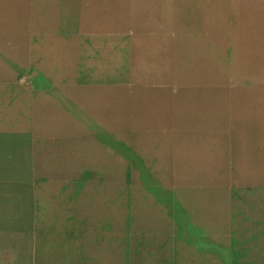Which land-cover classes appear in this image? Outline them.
I'll list each match as a JSON object with an SVG mask.
<instances>
[{"label": "rangeland", "instance_id": "1", "mask_svg": "<svg viewBox=\"0 0 264 264\" xmlns=\"http://www.w3.org/2000/svg\"><path fill=\"white\" fill-rule=\"evenodd\" d=\"M183 1L0 0V102L39 103L0 126V264H191L195 232L220 249L199 264H264V0ZM69 54L123 71L64 81Z\"/></svg>", "mask_w": 264, "mask_h": 264}, {"label": "crops", "instance_id": "2", "mask_svg": "<svg viewBox=\"0 0 264 264\" xmlns=\"http://www.w3.org/2000/svg\"><path fill=\"white\" fill-rule=\"evenodd\" d=\"M252 19H254V18H252ZM51 26H54V25H51ZM114 42L115 43L117 42L116 39H114L113 43ZM97 58H99V57L97 56ZM66 87H69V86H66ZM73 87H76V86H73ZM74 90H77V88H73V92L72 93L74 95H76V97H79V95H78L79 93L76 94L77 91H74ZM5 97L3 98V96H2V98L5 100V103H3L2 101L0 102V126H2V127H14V128H17V126L20 125V124H22V123H23V125L26 124L25 121H27L28 118H33L34 117L33 116V115H35L34 109H35V107H37L39 105L38 102H36L34 100L31 101L30 99H27L24 96H23L24 98L22 96L19 97L18 95L17 96H14V95H12V96H5ZM12 97L14 99H12ZM17 98H19V99H17ZM6 99L7 100L9 99L10 101L9 100L6 101ZM140 99H142V98L139 97L137 94L133 95V97H130V101H133V102H135L136 100H140ZM132 110H133V112H132ZM132 110H131V112L133 114L138 113V110H136V109H132ZM39 111H41L42 114L48 116L49 120L52 123L55 122L54 120L51 119V117H53V116L50 115L49 108H46L44 106V104L42 105L40 103ZM38 120H41V119L38 118ZM30 193H31V191H30ZM134 204L136 205L135 207L138 208V207H142L144 204H146V202L143 199L142 200L141 199H135L134 200ZM148 204H151V202H148ZM146 209H147L148 214L149 213L150 214H159V212L157 210L158 209L157 207L156 208L149 207V208H146ZM152 230H155V229L154 228H146L145 229L146 232H151ZM200 233L201 232H199V233H196L195 232V233H193V235L188 234V236H190L191 239H188V241H186L187 242V245L182 244V247H181V249L179 251V255L182 254V255H180L181 257H184V256L188 257L189 258V262L191 264H193V263H195L197 261L198 256H204V255H201V254H205L206 253L205 255L206 256L208 255L210 257L209 253L212 250L211 248L214 247L213 244H212L215 241L214 237L213 236H210V235H208L206 233H201V234ZM196 237H197V239H196ZM190 240H191V242H190ZM221 241L222 240H220V242ZM191 245H193V247H190ZM145 246H147L146 248H148V246H151V245H141V246H138L136 249L132 250V253H133L131 255L132 261L133 262L135 261L136 264H146L145 261L143 260L144 254H142L141 253V250H140L142 247L144 248ZM194 249H195V251H194ZM219 251H220V249H219ZM156 254L158 256V261H161L160 264H162V261L163 262L170 261L171 263L172 262L173 263L175 262V260H173L171 258V256H170L167 248L166 247L163 248V245H161L159 247V249H158V251H157ZM126 259H130V255L128 257L126 256ZM181 260H182V258H179V259L177 258L176 259V262L177 261H181ZM198 261H197V263H198Z\"/></svg>", "mask_w": 264, "mask_h": 264}, {"label": "bare ground", "instance_id": "3", "mask_svg": "<svg viewBox=\"0 0 264 264\" xmlns=\"http://www.w3.org/2000/svg\"><path fill=\"white\" fill-rule=\"evenodd\" d=\"M183 1V0H182ZM185 1V0H184ZM184 1H183V3H184ZM187 1V0H186ZM40 2V1H39ZM82 2V1H81ZM37 3V2H36ZM58 3V2H57ZM80 3V2H79ZM189 3V2H188ZM187 3V4H188ZM58 6H59V4H58ZM51 7H52V5H51ZM88 8V7H87ZM93 8V7H92ZM51 9V8H50ZM65 9H67V8H65ZM68 9H70V8H68ZM74 9V8H73ZM79 9V8H78ZM90 9H91V7H90ZM49 10V9H48ZM260 11H262V10H260ZM262 13V12H261ZM260 13V14H261ZM56 14V13H55ZM71 14V13H70ZM51 17V16H50ZM61 17V16H60ZM260 18V17H259ZM260 20V19H259ZM264 20V19H263ZM262 20V21H263ZM264 23V22H263ZM53 24V23H52ZM159 24V23H158ZM66 25V24H65ZM260 25V24H259ZM57 26V25H56ZM81 26V25H80ZM85 26V25H84ZM229 26V25H228ZM260 27H261V25H260ZM56 31V30H55ZM259 31V30H258ZM261 31V30H260ZM52 32V31H51ZM262 32H263V30H262ZM53 33V32H52ZM260 35H263V34H260ZM201 38V37H200ZM258 39H260V38H258ZM263 39V38H262ZM256 41V40H255ZM254 43V42H253ZM178 44V43H177ZM244 44V43H243ZM242 44V45H243ZM245 44H247V43H245ZM241 45V44H240ZM243 47H245L244 45H243ZM242 47V48H243ZM241 49V48H240ZM181 50V49H180ZM189 50V49H188ZM188 54V53H187ZM99 58H97V60H91V61H87L86 59H84V60H77L78 58H76L73 54H69V56H67L66 58H61L62 59V62H61V65H62V70L60 71V72H58V76L61 78V80H64V81H66V80H74L75 78H77V77H79V78H85V79H88L90 82L92 81V82H95V81H97V79L98 80H100V78H101V76H98L97 77V71L99 72H101V71H108L109 72V74H110V76L112 77V78H116L117 76H119V74H121V72L123 71L122 70V68L121 67H118L117 65H115V57H113L111 60H104L103 58H102V56H98ZM262 59V58H261ZM198 61V60H197ZM261 61V60H260ZM187 62V61H186ZM262 62V61H261ZM263 63V62H262ZM264 64V63H263ZM183 65V64H182ZM248 65V64H247ZM120 66V65H119ZM197 67V66H196ZM260 68V67H259ZM92 70V71H91ZM239 71V70H238ZM208 72V71H207ZM92 74H95L94 75V77L93 78H91V76H92ZM103 75V74H102ZM89 77V78H91V79H89V78H86V77ZM202 77V76H201ZM225 83V82H224ZM83 86H85V85H83ZM11 91V90H10ZM155 93V92H154ZM149 94V93H148ZM17 96V95H16ZM23 97V96H22ZM133 97V96H132ZM151 97V96H150ZM4 98V97H3ZM6 98V97H5ZM10 98V97H9ZM24 98V97H23ZM12 99H14L13 97H12ZM11 99V100H12ZM9 100V99H8ZM7 99H6V101H8ZM132 100V99H131ZM10 101V100H9ZM32 101V100H31ZM15 102V101H14ZM34 102V101H33ZM18 103V102H17ZM24 104V103H23ZM25 105V104H24ZM4 106V105H3ZM21 112V111H20ZM132 112H133V110H132ZM26 122V121H25ZM13 124V123H12ZM15 125V124H14ZM9 182V181H8ZM230 183V182H229ZM240 187V186H239ZM15 187L14 186H0V191H4V192H8V191H10L11 189H14ZM243 188V187H242ZM233 190V189H232ZM93 191V190H92ZM193 191V190H192ZM192 193V192H191ZM24 194H29V196L31 195V193H30V190H29V188H26V189H24ZM147 194V193H146ZM241 194H243V193H241ZM245 195V194H244ZM246 197V196H245ZM249 197V196H248ZM173 198V197H172ZM175 200V199H174ZM235 200V199H234ZM137 201V200H136ZM172 203V202H171ZM242 203V202H241ZM243 204V203H242ZM134 205V204H133ZM136 206V205H135ZM173 206H175V205H173ZM237 206H238V204H237ZM135 208V207H134ZM238 208V207H237ZM175 209V208H174ZM178 209V208H177ZM14 211H17V213H24V216L23 217H25L24 218V220L21 222V223H19V224H16V225H19V226H22V225H24V224H26V222L28 223V213H29V215H30V212H31V207L30 206H28L27 208H25V207H22V206H20L19 207V209L18 208H15V210ZM185 211V210H184ZM184 213V212H183ZM182 213V214H183ZM251 213V212H250ZM256 213V212H255ZM141 214V213H140ZM159 214H160V212H159ZM238 214V213H237ZM259 214V213H258ZM176 215V214H175ZM181 215V214H180ZM202 215V214H201ZM238 215H240V214H238ZM192 216V215H191ZM258 216V215H257ZM27 217V218H26ZM177 217V216H176ZM183 217V216H182ZM181 217V218H182ZM180 218V217H179ZM240 219V218H239ZM239 219H237V220H239ZM153 220V219H152ZM185 221V220H184ZM240 221V220H239ZM192 229V228H191ZM190 229V230H191ZM193 229H196V227L195 228H193ZM200 229V228H199ZM207 229H209V228H207ZM206 229V230H207ZM188 230V229H187ZM200 230H202V229H200ZM228 230V229H227ZM237 230H239V229H237ZM210 231V230H209ZM207 232V231H206ZM190 234V233H189ZM201 234V233H200ZM237 236H238V234L237 233H235ZM10 236H12V235H10ZM14 239L16 238V239H21V236L19 237L18 235H14V236H12ZM190 237V236H189ZM188 237V238H189ZM224 237V236H223ZM239 237H240V234H239ZM4 237H2V236H0V241L3 239ZM56 238H58V242H59V245H60V248H61V250H63L64 249V245H65V243L66 242H68V240H69V238H70V235H64V236H58V237H56ZM193 238V237H192ZM199 238V237H198ZM178 239H180V238H178ZM194 239V238H193ZM196 239H197V237H196ZM218 239V238H217ZM228 239V238H227ZM174 240V239H173ZM195 240V239H194ZM212 240V239H211ZM225 240V239H224ZM53 241V240H52ZM56 241V240H55ZM74 241V245H73V247H72V249H69L68 251H67V253L64 255L65 257H66V255L68 254V257L72 254L73 255V257L77 260V261H79V260H82L83 258H84V256H83V254L85 255L86 254V251H85V246L83 245V244H79V242H78V240L77 239H74L73 240ZM203 241V240H202ZM213 241V240H212ZM228 241V240H227ZM190 242H191V240H190ZM193 242V241H192ZM184 243V242H183ZM223 243V242H222ZM47 244V243H46ZM49 244V243H48ZM213 244V246L214 247H212L211 249V251H210V253H209V255H211V254H215V253H218L219 252V247L217 248V245H218V243L217 242H213L212 243ZM71 245V244H70ZM185 245H187V244H185ZM47 246V245H46ZM45 246V247H46ZM96 247V249H97V245L95 246ZM190 247H193V245H191ZM50 248V247H49ZM71 248V247H70ZM227 248V247H226ZM47 249V248H46ZM218 249V250H217ZM49 250V249H48ZM57 251H59V250H57ZM194 251H195V249H194ZM206 251V250H205ZM255 251V250H254ZM53 252V251H52ZM185 252V251H184ZM209 252V251H208ZM207 252V253H208ZM57 253V252H56ZM63 253V252H62ZM61 253V254H62ZM176 254V253H175ZM206 254V253H205ZM205 254H201V255H204V256H198V259H197V261H198V263H197V261L195 262V263H193V264H199L200 262H202V261H207V259H208V255L206 256ZM125 255L128 257L129 256V254H127L126 252H125ZM180 255H182V254H180ZM8 257V259L9 260H11L12 258L11 257H9V256H7ZM233 257V256H232ZM59 258H61V257H59ZM180 258V257H179ZM178 258V259H179ZM20 259H21V257H20ZM19 259V260H20ZM25 260H28V257H25L24 258ZM74 259V260H75ZM237 259V258H236ZM235 258H234V260H236ZM65 260V259H64ZM239 260V259H238ZM62 262H63V260H62ZM175 262H176V259H175ZM174 262V263H175ZM23 263V262H22ZM58 263V262H57ZM60 264H62V263H60Z\"/></svg>", "mask_w": 264, "mask_h": 264}]
</instances>
